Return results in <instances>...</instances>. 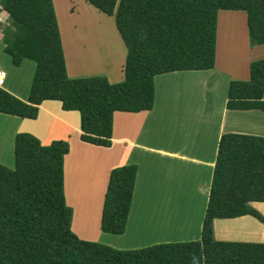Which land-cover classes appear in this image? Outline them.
Masks as SVG:
<instances>
[{
	"label": "trees",
	"instance_id": "obj_1",
	"mask_svg": "<svg viewBox=\"0 0 264 264\" xmlns=\"http://www.w3.org/2000/svg\"><path fill=\"white\" fill-rule=\"evenodd\" d=\"M113 16L127 48L124 78L69 76L53 0H0L8 13L2 31L13 64L35 61L27 100L0 86V112L35 118L43 100H59L80 112V138L110 146L113 113L153 107L157 74L215 67L219 10H242L250 44H264V0H85ZM264 58L249 64V78L231 79L226 106L264 111ZM67 140L44 145L28 132L14 140V167L0 163V264H264V242L214 237L216 218L250 214L264 223L251 202H264V136L226 132L220 136L198 240L166 241L118 249L80 238L64 193ZM137 165L111 169L101 229L124 232Z\"/></svg>",
	"mask_w": 264,
	"mask_h": 264
},
{
	"label": "crops",
	"instance_id": "obj_2",
	"mask_svg": "<svg viewBox=\"0 0 264 264\" xmlns=\"http://www.w3.org/2000/svg\"><path fill=\"white\" fill-rule=\"evenodd\" d=\"M75 1L81 2V0ZM82 1L86 2L85 0ZM53 3L55 5V11L58 15L59 29L63 41L65 61L67 62L66 66L69 76L76 75L77 72L71 71L70 69L68 53L70 56L81 54L80 51L85 47V45L90 46L92 36H102V34H95L94 32L102 31L103 36L107 38H114L117 44L116 47H121V45L124 44L116 28L114 20L112 21L113 16H108L91 5L94 7L92 10L96 13L94 14V18L87 22H82L78 19L81 14L79 9L75 10V6H72L71 8H65L64 10L66 23L64 24V28H62L60 14L56 10L57 3H60V1L53 0ZM84 8L87 9L90 7ZM241 11L242 10H221L222 13L230 15L236 14L242 18L244 25L243 36L248 37L246 19H244L245 17ZM8 18V13L0 7V41H2V31ZM69 19H72L71 21L76 20L77 25L71 26V22L69 23L68 21ZM76 30L80 33L78 38L83 39L75 38L76 40H70L69 37L73 36L71 33H76ZM83 34L87 35L84 37ZM84 38L86 39L84 40ZM68 43H71L72 45H68ZM259 46H261L260 48H264V44H246L245 48H243L245 51V54L242 57V59L245 58L243 66L245 65V67L249 69L251 58L254 56V54L250 52V49L257 48ZM3 47L4 43L2 45V48ZM123 55L124 50L122 48L121 59H123ZM234 57L235 56H233V59ZM227 62L230 65L235 66L234 60H227ZM218 64L219 59L216 43L215 67L202 70L171 71L155 75V96L153 107L149 110L137 112L120 110L114 111L110 146L95 144L90 146L84 144L92 143L79 139V141H77L74 135L79 134L78 136L80 137L81 129L79 118L75 111L61 108L60 105L52 101V99L43 100L40 104H38V109L40 111L46 110L50 114L57 112L60 116L59 120L61 123L65 124V127H59L58 125V127L54 130H50L52 127H49L50 129L46 128V130H44L43 127H40V131L38 133L39 138H42V135L46 136L47 133H51L50 136L52 137L50 138H53L56 135L63 134L65 132L64 130H68L66 133L68 134V140H70V148L68 153L64 156L63 163L64 193L66 203L71 206L73 210L71 229L80 238L92 240L81 234L79 231L80 225L77 223V219H81L83 221V225L86 226L93 220H95V224L99 225L103 206V195L100 206L99 201L101 200L103 189L107 184L110 169L124 164L133 163L137 165L134 188L141 189L144 182L147 181L149 183V181L152 180H149L147 173H153L151 170L144 169L143 166L148 165L149 167H152L157 164L154 169V173H157L159 166L162 165L161 159L167 160L168 165L171 167L170 173L174 178V182L172 184L173 187L171 188H174L173 190L183 192L189 189V193L191 190L190 188L195 187L198 191L204 192L206 196L204 201L207 203V196L213 177V168L220 136L226 132L246 133L244 130L234 129L235 131H229L230 128L225 129L222 127H224V125L226 126L228 121L229 123L232 122L231 117L234 119V123L231 127H258L253 121L247 122L242 120V122L239 121L238 123V118L242 117L236 112H251L254 110H260H232L227 108L226 101L228 86L232 74L227 75L224 73V69L220 68ZM119 67H121V65H119ZM121 68L123 70V67ZM107 75L110 78V74ZM243 75L246 76L247 73L244 72ZM111 77V82H117V80L121 81L124 78V71H120L119 75L112 74ZM220 86L222 87L224 94H220V98L216 99V97L214 98L212 96H215L214 92L220 88ZM208 87L217 88L213 94L209 95L210 98H208L207 95L209 93L208 90H210ZM14 89L13 82L9 80L6 90L13 93L17 97L19 96L18 98L20 99L27 100L28 96H22L20 93L14 91ZM7 115L10 116L11 114ZM67 117L72 118L73 122H70ZM72 130L74 131L72 132ZM66 133H64V135H66ZM254 134L262 135L258 132H255ZM71 142H73L79 149L82 148L83 150H88L89 152L95 151V153L99 152L101 161L97 160L100 157H89L92 165H90V163L87 164V162L82 159L78 161V165H76V163H72V159H76V157L72 156L74 151L71 147ZM85 146L89 147L85 148ZM95 155L96 154H94V156ZM95 161H99V163H94ZM99 170H102V175L98 173ZM78 171H80V174ZM166 174L167 173L163 174V179L160 178L158 181L155 180L153 184L160 186L161 188L164 187L165 183L169 181V176L166 177ZM85 189H88V193L83 191ZM91 189L93 190L92 196L88 200H83L85 208L82 209L81 212L78 208L74 209V207H78V205L75 203V199L73 201L70 199L72 194L77 195V199H79V196L83 199V194L85 196H90ZM81 191H83V194H79ZM96 195H100V198L98 200V204L94 206L91 203V198ZM79 213L86 214H81V218H78Z\"/></svg>",
	"mask_w": 264,
	"mask_h": 264
},
{
	"label": "rangeland",
	"instance_id": "obj_3",
	"mask_svg": "<svg viewBox=\"0 0 264 264\" xmlns=\"http://www.w3.org/2000/svg\"><path fill=\"white\" fill-rule=\"evenodd\" d=\"M60 3H57L56 10L60 14V20L62 23V28H64V24L66 23V19L64 17L65 8H71L75 6V10L79 9L80 17L78 18L82 22H87L90 19L94 18L95 11L93 6L88 2H84L81 0H59ZM64 1V2H63ZM54 5V3H53ZM84 7H90L85 9ZM55 8V5H54ZM56 12V11H55ZM244 15V19H246V13L241 11ZM228 15V16H227ZM57 21H58V15ZM77 17V15H76ZM77 19V21H78ZM69 19V23L71 26L77 25L76 20L71 21ZM7 23L9 19L6 20ZM113 21V19H112ZM59 26V22H58ZM221 28H220V27ZM60 30V29H59ZM77 31V30H76ZM244 25L243 20L236 14H227L222 13L221 10L218 11L217 15V35H216V43H217V52L219 59V67L224 69V73L227 75L232 74L231 79L237 80H246L249 78V69L243 66L244 59L242 57L245 54L243 48H245L246 44L250 43L249 36H243ZM95 34H102L100 37L92 36V41H90V46L85 45L84 48L81 49L80 53L76 56H70L68 53V62L70 63L71 71H76V75L74 76H88L93 74L104 75L110 81L112 78V74H120V71L123 72L121 67H124L127 48L124 44L118 47L114 38H107L103 36L102 31L94 32ZM76 36H70V40L83 39L78 38L80 33L78 31L76 33H71ZM61 35V34H60ZM87 34H83L85 37ZM76 38V39H75ZM86 38H84L85 40ZM61 44L63 46V41L60 36ZM4 42L0 41V68L4 69L7 73V77L5 78V83L1 85V87H7L8 81L10 80L14 84V91L20 93L22 96H28L31 83L34 75L35 61L29 58H25L19 65L13 64L11 60V55L8 54L4 47L2 48ZM68 45H72L68 43ZM233 46V48H232ZM250 49L254 56L251 58V61L264 58V48ZM122 48L124 50L123 59L122 57ZM64 51V46H63ZM65 53V51H64ZM262 55V56H259ZM233 56L234 59H233ZM65 57V54H64ZM228 61H233L235 66L230 65ZM250 61V62H251ZM66 62V61H65ZM67 63V62H66ZM67 65V64H66ZM121 65V67H119ZM67 68V66H66ZM244 72L247 73L244 76ZM68 73V72H67ZM107 74H110V78ZM69 75V74H68ZM119 81V80H117ZM210 90L208 98H210V94L217 89L216 87H208ZM25 94V95H23ZM206 94V93H205ZM224 94L222 87L218 88L212 97L220 98L219 95ZM19 97V96H18ZM60 105L62 108L61 102L59 100H52ZM38 114L35 118H22L19 116H8L5 113L0 112V163L9 167H14V140L17 133L28 132L35 136H38L40 131V127H43L44 130L46 128L50 130L56 129V127H65L64 123H61L60 116L57 112L50 114L46 110L40 111L38 109ZM75 111L80 124V112L78 110ZM242 118H238L239 121H253L257 124L258 127H231L234 123L233 117H231V123L224 125L222 128H230L229 131H235L234 129L244 130L246 133L254 134L255 132L261 133L264 136V112L260 110H254L251 112H236ZM233 115V114H232ZM239 116V117H240ZM38 118V119H37ZM70 122H73L72 118H68ZM61 123V124H60ZM245 123V122H244ZM68 132V130H64ZM74 130H72L73 132ZM71 132V131H70ZM60 134L56 135L53 138L51 133H47L46 136L42 135V138H39L41 143L44 145H48L52 140L63 139L67 140L70 146V140H68V134L66 135ZM76 133V132H75ZM79 134H75V138L77 141L81 140L78 136ZM78 136V137H77ZM79 139V140H78ZM85 143V142H84ZM83 143V144H84ZM81 144V145H83ZM84 145L93 146V144L85 143ZM71 147L75 153H72V156L75 158L72 159V163H76L78 165V161L80 159L90 163V158H99V152H92L88 150L81 151L77 148L73 142H71ZM89 146H85L87 148ZM67 154V153H66ZM65 154V155H66ZM94 154H96L94 156ZM97 160L101 161V157ZM94 163H99V161H95ZM162 165L159 166V170L157 173H154V169L157 166L149 167L148 165H144V169L151 170L153 173H147L149 183L146 181L143 183L141 189H135L133 193V198L130 206V212L127 219L126 227L123 233L114 234L109 232H104L101 229V220L99 225L95 224V220L89 222V224L83 225V221L77 219V223L80 225L79 230L84 237L92 240H98L103 243L114 246L118 249H134L141 248L145 246H149L155 244L156 242H166V241H189V240H198L200 238L201 233V224L205 213V208L207 203L204 201L206 197L203 191H198L195 187L190 188V192L188 190L183 192L179 190H173L174 178L170 173V166L168 165L167 160L161 159ZM111 171V169H110ZM80 174V171H78ZM98 173L102 175V170H99ZM166 174V177L169 176V181H167L164 187H160L154 185L155 180H160V178H164L163 174ZM110 174V173H109ZM68 175V173H67ZM142 175V174H141ZM144 176V175H142ZM70 180V177H69ZM109 181V175H108ZM105 185L103 192L101 194V200L99 201V206L102 203V195L104 201V194L108 185ZM153 184V185H152ZM166 189V190H164ZM88 193V189L83 190ZM81 191L79 194H83ZM206 191V190H205ZM78 194V193H76ZM93 194V190L91 189L90 196H84L82 199L77 195L72 194V201L75 199V203H77L78 207H74V209H79L80 212L85 208L83 203L84 199H89ZM100 195L93 196L91 203L96 206L98 204V200ZM208 199V196H207ZM76 205V204H75ZM250 205L258 210L264 216V202H251ZM170 213V214H169ZM175 213V214H174ZM187 213V214H186ZM81 214H78V218H81ZM84 213L83 215H85ZM174 214V215H173ZM186 215V216H185ZM166 217L164 220L163 218ZM173 216V218H172ZM185 216V217H184ZM161 219V220H160ZM168 219V220H167ZM174 219V220H173ZM164 221V223H163ZM167 221V222H166ZM171 221V222H170ZM164 225H163V224ZM83 227H82V225ZM160 224V225H159ZM159 225V227H157ZM170 226V227H169ZM214 228V237L216 239L221 240H232V241H261L264 242V223L259 221L257 218L250 214H245L240 217L235 218H216L213 221ZM172 230V234L170 235V231ZM153 237H152V236Z\"/></svg>",
	"mask_w": 264,
	"mask_h": 264
},
{
	"label": "built area",
	"instance_id": "obj_4",
	"mask_svg": "<svg viewBox=\"0 0 264 264\" xmlns=\"http://www.w3.org/2000/svg\"><path fill=\"white\" fill-rule=\"evenodd\" d=\"M5 73L6 72L4 70L0 69V83H2L4 77L6 76Z\"/></svg>",
	"mask_w": 264,
	"mask_h": 264
},
{
	"label": "bare ground",
	"instance_id": "obj_5",
	"mask_svg": "<svg viewBox=\"0 0 264 264\" xmlns=\"http://www.w3.org/2000/svg\"><path fill=\"white\" fill-rule=\"evenodd\" d=\"M5 75H6V73H5ZM2 85H3V82H2ZM169 214H170V213H169ZM174 214H175V213H174ZM174 214H173V215H174ZM186 214H187V213H186ZM185 216H186V215H185ZM185 216H184V217H185ZM163 217H164V216H163ZM165 218H166V217H164L163 220H164ZM172 218H173V216H172ZM160 220H161V219H160ZM167 220H168V219H167ZM173 220H174V219H173ZM166 222H167V221H166ZM170 222H171V221H170ZM163 223H164V221H163ZM163 223H162V224H163ZM159 225H160V224H159ZM159 225H158L157 227H159ZM163 225H164V224H163ZM169 227H170V226H169ZM80 230H81V229H80ZM171 232H172V230L170 231V235L172 234ZM151 236H152V235H151ZM152 237H153V236H152Z\"/></svg>",
	"mask_w": 264,
	"mask_h": 264
},
{
	"label": "clouds",
	"instance_id": "obj_6",
	"mask_svg": "<svg viewBox=\"0 0 264 264\" xmlns=\"http://www.w3.org/2000/svg\"><path fill=\"white\" fill-rule=\"evenodd\" d=\"M1 69V68H0ZM2 70H4V69H2ZM5 71V70H4ZM6 72V71H5ZM6 78V76L4 77V79ZM4 79H3V84H4ZM2 85V83H0V86Z\"/></svg>",
	"mask_w": 264,
	"mask_h": 264
}]
</instances>
